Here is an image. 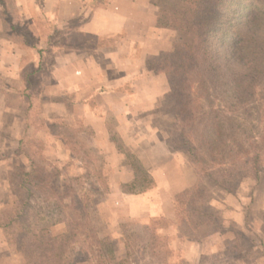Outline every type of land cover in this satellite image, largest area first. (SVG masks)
I'll return each instance as SVG.
<instances>
[{"label": "trees", "instance_id": "trees-1", "mask_svg": "<svg viewBox=\"0 0 264 264\" xmlns=\"http://www.w3.org/2000/svg\"><path fill=\"white\" fill-rule=\"evenodd\" d=\"M3 17L8 22L5 36L22 47H33L38 54L37 66L21 72L24 88L19 93L26 99L27 127L49 129L82 170L77 175L58 170L43 157L41 145L35 148L30 136L21 137L12 153L16 161L7 169V181L16 198L10 207L0 210V231L22 254L24 264H139L145 256L148 261L165 263L170 250L156 243V229L163 218L125 236L123 258L117 256L113 239L94 226L89 202L102 191L101 185L105 193L109 187L105 162L88 142L91 130L63 119L46 124L36 116L42 111L40 95L50 81L43 52L58 47L59 42L68 45L66 31L56 29L49 19L48 28L41 33L46 43L42 49L32 46L17 23L18 16L10 12ZM155 21L157 27L179 35L168 49L146 59L147 69L164 74L167 81L165 113L172 118L168 147L184 150L198 178H210L224 190H230V176L245 167L257 177L264 164V109L259 130L253 135L232 127L229 113L246 112L264 80V0H174L173 7L158 8ZM86 40L93 43L98 38L87 36ZM196 92L211 97L207 110L201 111ZM109 131L133 170V179L121 184L122 192L137 194L154 187L153 177L135 154L124 147L112 128ZM91 162L95 163L92 176ZM204 198V189L194 185L175 194L173 202L178 225L198 238L220 229L214 214L202 208ZM57 223H63L64 230L53 234L50 226Z\"/></svg>", "mask_w": 264, "mask_h": 264}, {"label": "rangeland", "instance_id": "rangeland-1", "mask_svg": "<svg viewBox=\"0 0 264 264\" xmlns=\"http://www.w3.org/2000/svg\"><path fill=\"white\" fill-rule=\"evenodd\" d=\"M122 1L123 3L112 1L108 10L105 11L104 17L103 13L92 15L93 20L99 22L105 20L104 22L108 26H118L117 35L112 37L111 42L108 43L109 45H117V51L115 52V56L118 57L117 60H115V56L104 58L93 53H89V55L88 51H90L91 46H88L85 48L86 50H83L81 56L71 58L67 63L70 69L69 73H75V75L79 73V77L82 76L85 83L92 79L91 71L93 70L95 73L94 78L98 81L102 73L118 69L120 63H122L119 62L121 59L128 61V63L134 60V67H137L136 62L145 61L147 55L168 49L178 39L179 35L176 31L156 27L154 23L158 8L173 7L174 0ZM42 2L43 5L41 4V6L44 9L41 7L40 13L31 16L30 20L25 19L27 21L22 26V30L29 34L31 40L37 41L39 39L38 41L41 44V33L48 28V20L53 17L50 14L52 10H49V8H53L54 5L50 0H46V2L42 0ZM12 4L14 2L8 0L9 7ZM22 10L32 13L29 7ZM64 10H67V8H64ZM0 35L4 37L5 33L0 32ZM13 54H15L13 48L4 49L0 47V60L2 55L3 60H8L7 62L3 61L5 62L3 64L0 63V91L5 90L6 87L8 88L7 91L11 94L8 93L9 95L6 98L7 103L10 104L8 107L12 108L9 115L0 116V210L1 208L10 207L16 198L7 181V169L13 161H16L12 158V153L17 145L10 142V139H13V133L17 136L19 132L21 136L24 134L30 136L35 148L41 145L43 157L58 170L67 171L69 175L81 174L80 171L82 170L78 167V162L71 160L70 157H64L61 148L63 145L59 139L50 134L49 129L40 126L39 129H34V127L25 129L24 120L22 122L19 120L22 117L24 118L26 102L15 95L12 92V87H9L10 84L16 82V71L12 61ZM125 63L127 64V62ZM92 81L95 82V80ZM145 81H139L137 86H146ZM153 82L159 90H162V82L158 77L154 78ZM133 84L134 78H131L126 83H122V88H129ZM211 93L215 95L214 91ZM196 98L201 111L207 110L211 97L196 92ZM51 100L59 101L49 95L41 98L42 112L36 113L37 118H41L43 115V118L47 121L49 117L54 118L58 117L60 113L65 114L67 107L66 109L61 107L60 110L59 106L56 107L55 104H52L54 110H49L48 102ZM217 101L215 99L214 104ZM142 103V100L135 101L134 107L136 108L128 113L129 118L136 122L135 127L129 129L123 127L120 130H123L124 134L129 133L131 136L140 138L141 141L145 142L140 144L138 155L145 167L144 169L153 176L155 175L158 185L156 183L154 187L145 192L132 194L138 196L136 199L120 197L119 182L121 177L126 178L123 174L125 172L123 165L126 162L124 163L125 158L122 155L120 161L124 163L123 165L109 164V194L103 192L104 187L101 185L102 191L93 196L89 202L94 226L101 234L108 233L115 243V249H118L117 256L123 257L126 255L123 244L125 236L143 227L142 224L136 221L142 211L149 210L150 213L160 215L161 211L169 206L173 191L181 189L183 185L195 184L205 191L202 208L214 214L220 229L203 238H198L192 231L180 227L176 218L172 220L163 218L164 221L161 220L162 217L156 218V220L162 221L160 227L156 229V243L164 244L165 249L170 250L166 262L160 264H179V262L181 264H264V164L260 166L257 177L249 167H245L237 175L230 176L229 191L216 185L210 178H198L197 180L195 167L184 150L174 145L165 149L168 146L166 143L168 125L172 118L165 113L164 95L155 98L148 110L144 109ZM146 105L148 104L146 103ZM262 109H264V80L259 83L255 100L252 104L247 105L246 112L238 110L235 114L229 113L230 118L233 120L232 127H236V130L240 133L257 134ZM100 113L102 114V111ZM120 113L123 114L122 111ZM62 116L68 118L67 122H72V119H70L72 116ZM105 117L106 119L113 118V112H105ZM149 139L154 142L158 141L159 147L156 153L155 150L151 149L145 152L144 148L141 147L145 146ZM28 148H30L29 144L27 145ZM165 150L170 152V156L162 160L161 155ZM20 158L24 160L22 155ZM90 164L89 175L92 176V167L95 163L91 162ZM117 165L119 170H117ZM113 184H115V188L112 189ZM124 194L131 195L130 193ZM50 230L53 234H59L64 230V224L51 225ZM240 255H243V257H239ZM144 258L141 257L139 264H157L152 260L148 261L146 256ZM0 264H24L22 254L15 250L1 231ZM78 264L88 263L81 262Z\"/></svg>", "mask_w": 264, "mask_h": 264}, {"label": "crops", "instance_id": "crops-1", "mask_svg": "<svg viewBox=\"0 0 264 264\" xmlns=\"http://www.w3.org/2000/svg\"><path fill=\"white\" fill-rule=\"evenodd\" d=\"M12 1L14 2V4L9 7L8 0H0V32L8 31V22L3 16L8 17L10 12L13 15L18 16L20 22H18L17 20L16 21L19 26L22 27L27 20L31 19V16L38 15L41 11L40 8H43V6H41V4L43 3L42 0ZM50 1H52L54 4L53 8H49V10H52L50 14L53 15V17L50 19L54 21V27L56 29L66 31V42L68 45L61 46L62 44L61 42H59L58 44H56L58 47L54 49L45 50L43 52V64L47 66L50 81L48 84L45 85L43 93L40 95V98L49 95L52 98L59 100H51L50 102H48L49 110H54V106L52 104H55L56 107L59 106L58 108L60 110L61 107L65 109L67 107V109L65 110V114L60 113L58 117H49L47 118V121L43 118V115H41L42 118L45 120L46 124H50L58 119L68 121V118L62 115L72 116L70 118L72 119V122H68L70 125L77 126L76 124L78 122L82 127L91 130L92 135L88 137V142H90L91 148L100 157H102L105 162V170L108 177L109 187V191L106 194H109V164L114 165L115 163H117L119 164V166H121L127 160L126 156L120 151H118L116 145L110 139V128H112L113 131L118 134L124 147L128 148L131 152L135 154L143 169L145 168L143 163L140 161L141 158L138 155V151L140 150V144L145 142L141 141L140 138H135L134 136H131L129 133L124 134L123 130L120 129L123 127L127 129L135 127L136 122H134L132 118H129L128 116V113L132 112L133 109L136 108L134 107L135 101L142 100V104L144 105L143 107H145L144 109L148 110L151 108V104L153 103L155 98L163 96L167 92L168 85L164 74L153 72L151 70H148L146 67L147 57L156 55L162 50L158 51V53L147 55L145 61L136 62L137 67H134V60L128 63V61H123L121 59V61L119 62L122 63H120V67L118 69L111 72L102 73L98 81L94 78L95 73L93 70L91 71L92 79L89 82L85 83V79L82 76L79 77V73L77 74L78 76L75 75V73H69L70 69L67 63L71 58L73 59L74 57L81 56L83 50H86L85 48L88 46H91V49L90 51H88V54L93 53L96 56L101 55L104 58L116 55L115 52L117 51V45H109L108 43L111 42L112 37L117 35L116 32L118 26H108L104 22L105 20H102L101 22H99L98 20H93L92 15L94 13H103L104 17L105 11L108 10V7L110 6V3L112 1H118L120 3H123V1L98 0L96 3L97 5H93L94 0ZM25 7H29L30 10H32V13L30 11L24 12L22 9ZM64 8H67V10H64ZM89 13L91 15H88ZM91 21L93 22L91 23ZM82 35L85 38H82ZM87 36L97 37L98 40L93 41V43H90L88 40H86ZM103 39L105 40L103 41ZM29 40L32 46L42 49L46 48V43L42 38L40 40L42 44L39 43V39L35 41L31 40V38L29 37ZM0 47H3L4 49H8V47H11L15 52V54L12 55V61L14 62V67L16 71V82L14 84H10L11 86H7L12 87V92H14L15 95H17L21 100L25 101L26 99L24 97H21L19 93V91L24 88L21 72L25 68L33 69L37 66L38 54L33 47H22L20 46V43L13 42L7 36L3 37L2 35H0ZM117 58L118 57L115 56V60H117ZM3 61L7 62L8 60H3L2 55L0 63H5ZM125 62H127L128 65ZM2 68L4 69V66ZM139 74L144 75L140 76ZM156 77H158L160 79V82H162V90H159L156 85H154L153 80ZM131 78H134V84L129 88H122V83H126V81ZM92 80H95V82L93 83ZM143 80H146L144 82L146 86H137V83ZM164 81L166 82L165 84ZM97 84L98 86H96ZM7 89L8 88L6 87L5 90L0 91V116L9 115V113H11L12 111V108L8 107L10 106V104L7 103L6 96L11 94L7 91ZM146 103L148 105H146ZM100 111H102V114L100 113ZM121 111L123 112V114L120 113ZM105 112H113L114 117L111 119H106ZM19 120H21V122L24 120L25 129H28L26 125L25 116L24 118L22 117V119ZM24 135L21 136L20 132L18 136L17 134L13 133V139H10V142H13L14 144L16 143L17 145L18 140ZM81 135L83 136L82 133ZM141 147L144 148L145 152L149 151L148 149H151L153 151L155 150L156 153L157 148L159 147V143L158 141L154 142L153 140L149 139L148 142H146L145 146ZM61 148L62 152L64 153V157L71 158L69 150L64 147ZM166 148L168 149V146H166L165 149ZM122 155L125 158L124 163L120 161ZM168 156H170V152L168 150H165L161 155V159L165 160ZM72 159L73 158H71V160ZM158 161H160V159H158ZM119 166L117 165V170H119ZM123 167L125 171L123 174L126 178L121 177V180L119 182V192L121 193L120 197H125V199H136V197H138L137 195H132L131 193V195H125L124 192H122L121 190L122 183L129 182L133 179V170L130 165L126 163L123 165ZM194 171L197 177L196 179L198 180L195 168ZM150 175L153 177L154 181L156 180L155 185L156 183L158 185V181L154 177L155 175ZM194 185L195 184H187L185 186L183 185L181 189L173 191L172 196L169 200V206L165 208L164 211H161L160 215L158 213H150L149 210H143L138 220L136 221L142 224V226H147L151 224L152 220L160 217L165 218L167 220H172L173 218H175L173 206L175 194ZM111 187L112 189L115 188V184H113V186ZM105 235H108V233H106ZM117 252L118 249H116V254ZM120 257L123 258L125 257V255L123 257Z\"/></svg>", "mask_w": 264, "mask_h": 264}]
</instances>
